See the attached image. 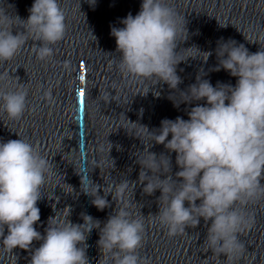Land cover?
I'll use <instances>...</instances> for the list:
<instances>
[{"label":"clouds","instance_id":"obj_1","mask_svg":"<svg viewBox=\"0 0 264 264\" xmlns=\"http://www.w3.org/2000/svg\"><path fill=\"white\" fill-rule=\"evenodd\" d=\"M95 4L96 0L89 3L93 9ZM28 11L26 20L15 16L24 26L23 32L13 34V18L6 13L0 19V61L11 60L29 37L39 42L34 48L37 58L48 59L53 55L51 45L63 39L66 18L58 0H34ZM119 22L123 27L111 26L110 31L120 56L119 70L124 75L155 80L157 85L166 84L172 102V92L183 82L177 74L178 65L198 58L183 53L195 49L205 63L212 55L195 45L177 51L188 40V30L186 23L179 25L165 0H142L135 16L129 13ZM215 54L218 63L213 70L228 72L236 84L218 81L213 86L197 75L187 89H178L185 99L180 104L173 102L174 107L194 104L186 109L188 119L166 118L153 130L140 125L151 137L150 147L154 142L163 145L165 152L157 154L148 147L146 156L137 157L136 163L143 193H161L157 201L162 206L153 217L167 227L169 235L197 228L203 219L209 251L231 264L244 250L239 234L251 226L236 205L264 197V50L251 53L244 44L228 40L218 44ZM154 95L159 97L160 92ZM26 97L25 85L18 84L14 91L0 92V107L9 118L19 119ZM171 153H175L174 174ZM50 167L49 161L20 137L0 142V243L5 249L30 251V264H89L86 241L96 229L100 258L110 255L114 264H139L143 219L133 218L126 210L128 202H123L124 193L137 181L121 179L106 186L93 183V191L82 190L99 211L111 206L107 199L111 194L116 208L103 226L86 213H81L83 223H73L69 219L72 209L67 207L64 219L58 220L56 215L49 218L42 235L34 225L40 221L37 203L43 197ZM101 190L104 195H100ZM121 202L124 206L118 208ZM33 241L42 242L33 249Z\"/></svg>","mask_w":264,"mask_h":264},{"label":"snow or ice","instance_id":"obj_2","mask_svg":"<svg viewBox=\"0 0 264 264\" xmlns=\"http://www.w3.org/2000/svg\"><path fill=\"white\" fill-rule=\"evenodd\" d=\"M79 96L82 98L84 96V92L80 91Z\"/></svg>","mask_w":264,"mask_h":264}]
</instances>
